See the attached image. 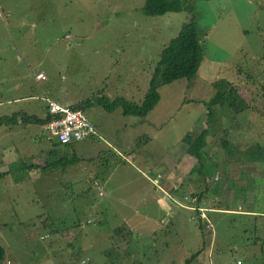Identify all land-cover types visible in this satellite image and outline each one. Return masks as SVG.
Wrapping results in <instances>:
<instances>
[{
  "label": "rangeland",
  "instance_id": "374dc122",
  "mask_svg": "<svg viewBox=\"0 0 264 264\" xmlns=\"http://www.w3.org/2000/svg\"><path fill=\"white\" fill-rule=\"evenodd\" d=\"M143 2L0 0V116H42L45 95L141 102L161 49L192 14L203 47L196 73L158 85L146 114L96 101L83 108L96 134L68 146L38 123L0 124V264H184L195 251L211 264H264V215L206 204L242 205L255 187L248 201L264 210V159L244 153L225 167L220 139L226 128L231 142L264 144V0H190L192 11L159 15L145 14ZM218 79L236 84L249 106L235 113L223 104ZM206 124L203 176L193 166ZM166 183L172 196L158 188ZM193 193L212 209L209 224L189 218Z\"/></svg>",
  "mask_w": 264,
  "mask_h": 264
},
{
  "label": "trees",
  "instance_id": "16d2710c",
  "mask_svg": "<svg viewBox=\"0 0 264 264\" xmlns=\"http://www.w3.org/2000/svg\"><path fill=\"white\" fill-rule=\"evenodd\" d=\"M187 9L189 11L193 10V6L190 0H144L142 5V10L147 15H159L163 14L166 11H179ZM203 58V47L198 35V30L196 27V23L194 20L193 14L190 19L184 21L176 35L172 37L169 42L163 46L160 51L159 58L157 59L155 65L153 66L150 76L149 83L146 92L143 95V99L141 102L137 103L132 101L131 99H127L123 96H116L115 98L108 99L105 95H101L94 98L87 97L85 99L79 100L75 103H70L71 106L85 108L94 104L96 101L99 105L102 104L106 109L111 110L116 105H121L123 109V113H131V114H146L158 101L159 93H158V85L161 83L170 82L179 77H192ZM216 87L221 92L222 98L221 102L223 104H227L230 109L238 113L249 106V102L247 99L239 93V88L236 84L229 80L218 79L214 82ZM213 112L210 110V106H207V112L205 117V122H208V119H211ZM49 119V113L46 106V113L43 116H38L35 114H30L24 111H16L13 112L12 115H2L0 116V124L4 123L7 125H12L17 122L23 123H38L43 124ZM207 125V124H206ZM210 128L209 125L203 127L202 131L199 132V140L197 143L196 149V157L197 164L193 166V169L197 171L199 175H206L203 168L207 166L201 161V151L200 147L204 144L206 140V135L209 134ZM223 135L227 133V129H222ZM221 136V145H224L225 151L227 153V158L224 161V166L226 167L227 163L230 162L231 159L235 161L236 157L239 158L242 154L246 153L254 160L263 159L264 157V144H260L259 142H248L242 140L229 141L224 136ZM51 140V139H49ZM53 141V140H52ZM56 144H59L53 141ZM71 144V143H70ZM70 144H59L62 146H68ZM76 159V158H74ZM64 160L63 162H65ZM224 171V170H223ZM227 173V172H226ZM259 172L257 176H259ZM250 178V179H249ZM249 180L254 181V175H250L248 177ZM255 187L251 189V194L247 192V196L251 195L252 198H255ZM196 196L195 203L199 205L204 202V197L201 193H193ZM245 196L242 198V202L245 201ZM211 203V205H209ZM207 206L210 208H220L219 201L213 199L212 201L206 202ZM256 205H254L255 207ZM226 208V207H223ZM212 210V209H210ZM256 211H262L263 209H256ZM262 215V214H257ZM200 219V218H199ZM123 226H117L114 228V232L117 234L121 233V229ZM198 254V251L192 252L189 256L185 257L184 264H191L192 259H194ZM5 255V248L0 243V262L3 261ZM85 260L83 259V262Z\"/></svg>",
  "mask_w": 264,
  "mask_h": 264
},
{
  "label": "built area",
  "instance_id": "2783aa9c",
  "mask_svg": "<svg viewBox=\"0 0 264 264\" xmlns=\"http://www.w3.org/2000/svg\"><path fill=\"white\" fill-rule=\"evenodd\" d=\"M38 72L36 76H40ZM46 103L49 113V119L42 124V127L47 132V137L59 144H70L91 137L96 134L95 125L86 116L84 110L80 107H74L70 104H63L60 101L47 95L42 97ZM99 194H102L100 189ZM196 199V196H194ZM193 200L189 205H185L193 210L190 218L198 216L201 220L204 219L206 224L207 213L210 208L204 205H197ZM202 204V203H201ZM88 221H90L88 219Z\"/></svg>",
  "mask_w": 264,
  "mask_h": 264
},
{
  "label": "crops",
  "instance_id": "0c3cea01",
  "mask_svg": "<svg viewBox=\"0 0 264 264\" xmlns=\"http://www.w3.org/2000/svg\"><path fill=\"white\" fill-rule=\"evenodd\" d=\"M15 98H19V97H15ZM14 98V99H15ZM42 99V98H41ZM43 100V99H42ZM44 101V100H43ZM70 104V103H69ZM44 106H45V111H44V114L43 115H45V113H46V103L44 102ZM42 115V116H43ZM240 141L242 140V142H243V138H240L239 139ZM244 140H246V139H244ZM251 142V141H250ZM252 143V142H251ZM178 158V157H177ZM263 159H264V157H263ZM255 169L259 172V170L261 171V169H258V167H255ZM264 169V168H263ZM159 175H160V173H159ZM172 179V178H171ZM167 181V180H166ZM165 181V182H166ZM169 186H170V184H167L166 183V185H159L158 186V188H160V190L162 191V193L164 194H166L167 196L168 195H170V196H172L170 193L173 191V190H170V192H167V190H169L168 188H169ZM178 186H174L173 188H177ZM170 196H169V198H170ZM251 198H252V196H250ZM248 199H249V196H247V194H246V199H245V201H244V203L241 205V204H238L236 207H226V208H228V209H226V208H223L222 206H220V208H213V209H218V211H221V210H223V212H231V213H234V214H240V215H243V214H253V216L254 215H256V216H258L257 214H262V215H264V212H262V211H256V209L254 208V204L251 202V200H249L248 201ZM170 200L172 201V199L170 198ZM172 203H173V201H172ZM174 204V203H173ZM245 204V205H244ZM174 205H176V204H174ZM172 206V205H171ZM247 206V207H246ZM131 208H132V206H131ZM243 209V210H242ZM244 211V212H243ZM251 216V215H250ZM260 216V215H259ZM188 217H189V215H188ZM190 218V217H189ZM260 218L261 219H264V216H260ZM130 219H131V213H129L127 216H126V221H130ZM128 226H129V224H128ZM129 228H130V226H129ZM130 232H131V229H130ZM125 247V249H128V248H126V245L124 246ZM129 251V250H128ZM130 255H131V253H133L132 251H129L128 252ZM83 260V259H82ZM210 260H211V258L209 259V257L208 256H206V254H205V256H202V257H196V258H194V259H192V261H191V264H211V262H210ZM171 262H172V260H171Z\"/></svg>",
  "mask_w": 264,
  "mask_h": 264
},
{
  "label": "clouds",
  "instance_id": "9594fccd",
  "mask_svg": "<svg viewBox=\"0 0 264 264\" xmlns=\"http://www.w3.org/2000/svg\"><path fill=\"white\" fill-rule=\"evenodd\" d=\"M90 220V219H89Z\"/></svg>",
  "mask_w": 264,
  "mask_h": 264
}]
</instances>
